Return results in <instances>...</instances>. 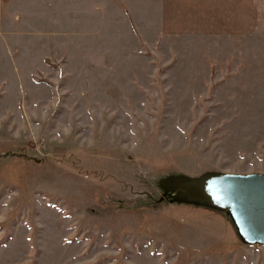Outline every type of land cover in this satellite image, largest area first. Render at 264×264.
<instances>
[{
    "label": "rangeland",
    "instance_id": "obj_1",
    "mask_svg": "<svg viewBox=\"0 0 264 264\" xmlns=\"http://www.w3.org/2000/svg\"><path fill=\"white\" fill-rule=\"evenodd\" d=\"M52 1L0 0V264H264L186 182L264 173V0Z\"/></svg>",
    "mask_w": 264,
    "mask_h": 264
},
{
    "label": "water",
    "instance_id": "obj_2",
    "mask_svg": "<svg viewBox=\"0 0 264 264\" xmlns=\"http://www.w3.org/2000/svg\"><path fill=\"white\" fill-rule=\"evenodd\" d=\"M186 182L196 203L228 214L244 243L264 244V173L216 171Z\"/></svg>",
    "mask_w": 264,
    "mask_h": 264
},
{
    "label": "crops",
    "instance_id": "obj_3",
    "mask_svg": "<svg viewBox=\"0 0 264 264\" xmlns=\"http://www.w3.org/2000/svg\"><path fill=\"white\" fill-rule=\"evenodd\" d=\"M29 2L30 4H27ZM29 2L26 0H20L19 12L23 14L24 17H25L24 13H31L32 23L35 24V29L37 30L38 33H40L43 30H46L45 28L46 26L44 25L49 24V16H50L49 14L55 11L54 3L52 0H30ZM195 3L196 1L192 0L191 5ZM12 4H14V6H18V4L16 5V2L8 4L7 6H5V8H2V9L0 6V19L2 18L1 20L4 24H7V22H9V23H13L15 26V25H18V22H16L17 20H15L14 18L15 12L10 8ZM44 22L46 23L44 24ZM0 28H2L1 25H0ZM35 59L36 61H38L39 57L34 58V60ZM41 59L43 60V62L44 61L46 62V59L48 58L47 56H44Z\"/></svg>",
    "mask_w": 264,
    "mask_h": 264
},
{
    "label": "trees",
    "instance_id": "obj_4",
    "mask_svg": "<svg viewBox=\"0 0 264 264\" xmlns=\"http://www.w3.org/2000/svg\"><path fill=\"white\" fill-rule=\"evenodd\" d=\"M211 208H213V207H211ZM213 209H215V210H217V211H222V210H219V209H217V208H213ZM228 215V214H227ZM229 217V216H228ZM229 219H230V217H229ZM230 221H231V219H230ZM232 222V221H231ZM234 225V224H233Z\"/></svg>",
    "mask_w": 264,
    "mask_h": 264
}]
</instances>
